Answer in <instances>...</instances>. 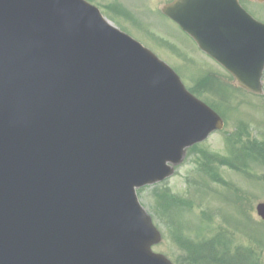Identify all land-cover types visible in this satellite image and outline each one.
Masks as SVG:
<instances>
[{"label":"water","instance_id":"water-1","mask_svg":"<svg viewBox=\"0 0 264 264\" xmlns=\"http://www.w3.org/2000/svg\"><path fill=\"white\" fill-rule=\"evenodd\" d=\"M163 11L263 92L264 23L238 0ZM223 127L86 0H0V264H173L152 250L162 237L137 189Z\"/></svg>","mask_w":264,"mask_h":264},{"label":"rangeland","instance_id":"rangeland-1","mask_svg":"<svg viewBox=\"0 0 264 264\" xmlns=\"http://www.w3.org/2000/svg\"><path fill=\"white\" fill-rule=\"evenodd\" d=\"M89 1L116 26L178 68L186 86L222 115L226 123L224 130L213 133L201 145L193 147L175 174L162 186L194 203L192 212L183 215L191 237H195L196 227L205 237L228 233L234 237L236 246L250 247L264 263V221L256 211L257 203L264 201V162H249V168L239 171L223 164L229 161H222L229 159L231 143L228 136L231 134L233 141L242 142L241 145L248 136L264 141V95L256 96L238 88L221 66L161 14L162 6L172 0ZM246 8L264 21V3L248 2ZM204 151L214 153L222 162L217 164L219 183L196 171L197 159ZM156 187L149 186L138 192L141 204L163 235V241L154 250L165 254L175 264H187L184 254L173 243L171 232L160 223L154 198ZM203 212L211 214L212 219L205 218Z\"/></svg>","mask_w":264,"mask_h":264},{"label":"trees","instance_id":"trees-1","mask_svg":"<svg viewBox=\"0 0 264 264\" xmlns=\"http://www.w3.org/2000/svg\"><path fill=\"white\" fill-rule=\"evenodd\" d=\"M243 134H241L242 137ZM241 140V139H239ZM231 157L222 160L236 170L249 168V162H264V141L253 139L250 136L243 145L229 138ZM239 145V146H237ZM200 174L206 178L217 181L220 177L217 172V164H222L219 157L213 153L202 152L196 162ZM216 166V167H214ZM219 182V181H218ZM223 183V181H222ZM155 203L157 204L158 218L171 232L174 244L181 250L187 264H264L250 247L235 245L234 237L224 232L215 236L205 237L198 227L195 229V237H191L188 224L183 215L192 212L194 203L179 194L172 193L167 186L158 185L154 190ZM208 220L212 215L203 212ZM229 235V236H228Z\"/></svg>","mask_w":264,"mask_h":264}]
</instances>
